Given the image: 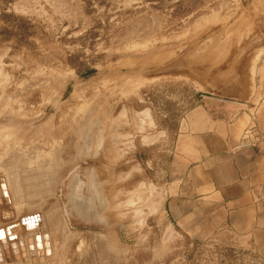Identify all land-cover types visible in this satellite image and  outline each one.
Masks as SVG:
<instances>
[{
	"label": "rangeland",
	"instance_id": "obj_1",
	"mask_svg": "<svg viewBox=\"0 0 264 264\" xmlns=\"http://www.w3.org/2000/svg\"><path fill=\"white\" fill-rule=\"evenodd\" d=\"M263 66L264 0H0V264H264L225 234L166 238L159 214L185 115L259 101ZM125 106L166 143L160 174L129 148L143 170L119 183Z\"/></svg>",
	"mask_w": 264,
	"mask_h": 264
},
{
	"label": "crops",
	"instance_id": "obj_2",
	"mask_svg": "<svg viewBox=\"0 0 264 264\" xmlns=\"http://www.w3.org/2000/svg\"><path fill=\"white\" fill-rule=\"evenodd\" d=\"M260 70L263 82L259 101L253 99L258 94L255 92L248 97L251 104L243 102L246 99L222 101L215 108L199 106L181 121L168 167L161 168L165 203L159 214L169 223L166 238L171 234L207 240L225 234L243 241L264 259V66ZM117 115L125 127L121 137L125 150L116 164L122 168L114 172L117 182L127 183L142 173L139 160L128 158L134 153L128 149H137L136 145L154 154L147 166L160 174L166 133L155 130L148 110L134 111L125 106ZM132 125V130H126ZM251 128L260 135L257 146L239 149ZM45 242L48 253L53 241L46 238Z\"/></svg>",
	"mask_w": 264,
	"mask_h": 264
},
{
	"label": "built area",
	"instance_id": "obj_3",
	"mask_svg": "<svg viewBox=\"0 0 264 264\" xmlns=\"http://www.w3.org/2000/svg\"><path fill=\"white\" fill-rule=\"evenodd\" d=\"M260 135L255 128L247 130L242 138L239 149L254 148L257 146Z\"/></svg>",
	"mask_w": 264,
	"mask_h": 264
},
{
	"label": "water",
	"instance_id": "obj_4",
	"mask_svg": "<svg viewBox=\"0 0 264 264\" xmlns=\"http://www.w3.org/2000/svg\"><path fill=\"white\" fill-rule=\"evenodd\" d=\"M51 115H52V113L51 112H49L41 121H39L38 123H37V125L38 124H42V123H44L45 121H47L50 117H51ZM0 182H1V186H2V188L4 189V192H6L5 191V185H4V182H3V179L2 178H0ZM5 195H7L6 193H5ZM36 218L39 220V217L38 216H36ZM31 219H33V216H29V217H26V218H24L23 220H22V224H26L27 226L29 225V221L31 220ZM47 237V236H46ZM45 237V238H46ZM37 239H39V236H37ZM0 242H2V243H4V249H5V252L8 254V256L10 257V251H9V247L7 246V245H5V244H7L6 243V238L4 237H2L1 235H0ZM12 247H14L15 248V245H13ZM32 248V247H31ZM16 253V252H15ZM0 256H1V254H0Z\"/></svg>",
	"mask_w": 264,
	"mask_h": 264
},
{
	"label": "bare ground",
	"instance_id": "obj_5",
	"mask_svg": "<svg viewBox=\"0 0 264 264\" xmlns=\"http://www.w3.org/2000/svg\"><path fill=\"white\" fill-rule=\"evenodd\" d=\"M2 124V123H1ZM3 179V178H2ZM4 181V180H3ZM4 205V204H3ZM7 207V206H6ZM3 209V208H2ZM5 209V208H4ZM1 210V209H0ZM11 216V215H10ZM30 222V221H29ZM30 224H31V222H30ZM29 224V225H30ZM26 225V224H25ZM27 226V225H26ZM28 227V226H27ZM32 227V226H31ZM30 228V227H29ZM33 228V227H32ZM28 229V228H27ZM34 229V228H33ZM30 230V229H29ZM0 235L4 238V237H6V235L5 234H1V231H0ZM32 242V241H31ZM7 243V242H6ZM5 245H7V244H5ZM2 250L4 251V253L3 254H5V256H6V259H7V261L9 262V263H11L12 262V259H11V255H10V257L8 256V254L5 252V249H4V243H2ZM10 254V253H9ZM53 254V253H52ZM2 256H0V258H1Z\"/></svg>",
	"mask_w": 264,
	"mask_h": 264
},
{
	"label": "trees",
	"instance_id": "obj_6",
	"mask_svg": "<svg viewBox=\"0 0 264 264\" xmlns=\"http://www.w3.org/2000/svg\"><path fill=\"white\" fill-rule=\"evenodd\" d=\"M93 72H94V71H89V72H87L86 74H83L82 76H83V77H86L87 75L89 76V75L92 74ZM176 138H177V137H176ZM176 138H175V139H176Z\"/></svg>",
	"mask_w": 264,
	"mask_h": 264
}]
</instances>
